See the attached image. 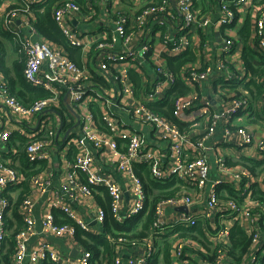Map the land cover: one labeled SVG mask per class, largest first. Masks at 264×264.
I'll return each mask as SVG.
<instances>
[{"label": "built area", "instance_id": "2783aa9c", "mask_svg": "<svg viewBox=\"0 0 264 264\" xmlns=\"http://www.w3.org/2000/svg\"><path fill=\"white\" fill-rule=\"evenodd\" d=\"M47 3L48 0H0L2 29L12 36L17 54L26 57V81L50 93L48 98L26 107L0 82V254L4 239L10 235L4 225L9 213V202L4 193L25 180L11 163L1 159L14 134L9 126L15 120L18 124L28 125L30 130L29 135L22 128L18 129V134L29 138L25 151L29 162L51 161L52 154L46 148L61 143L62 150L58 147L56 152L64 156L63 163L69 172L61 188L47 198V212L41 221L45 237L39 240L36 237L38 222L34 217L35 198L46 191L49 180L41 175L31 178L30 194L19 209L23 227L15 237L12 264H92L90 250L83 249L76 258H65L51 242L49 238H63L76 243L75 227L58 224L54 210L62 211L85 232L93 233L90 223L78 216L74 203L89 206L94 189L103 188L111 199L113 218L119 223L131 221L144 211L147 200L144 183L135 171L136 165H147L153 179L177 177L194 188L192 194L178 193L157 204L153 232L149 237L153 244L147 242L144 254L124 258L122 248L133 243L124 235L112 238L111 244L117 254L112 264H147L153 259L154 242L168 226L175 225L173 231L194 227L198 222L210 221L214 212L220 217V227L212 234L213 239L230 245V228L235 223L240 224L252 237L247 260L241 264H261L264 256L261 218L254 210L259 209L264 215V203L253 200L251 186L258 183L264 192V174L259 181L243 166H228L218 145H208L221 122L229 123L240 111L250 113L251 100L236 91L229 105L216 111L212 101L198 87L210 82L211 87L220 89L234 81L247 83L246 74L253 78L244 62H238L242 60L238 55L241 51L239 46L236 48V39L232 35L240 12L247 14V9L251 10L257 4L252 10L254 38L257 53L264 54V1L219 0L217 9H207L211 11L203 14L201 0H57L51 7L52 20L67 46L82 52L80 65L69 56L66 45L52 43L46 37L37 39L41 32L35 24L36 12L45 11ZM168 25L175 28V33L169 32ZM208 32L225 33L224 43L213 48V43L204 39ZM186 52L193 53L195 58L198 55L197 66H191L184 79L191 90L173 98V115L169 118L151 106L165 104L175 82V74L166 68L167 60ZM214 65L219 76V81L215 82L212 81ZM145 68H149L155 78L150 79ZM235 68L241 71L236 78ZM132 72L142 75V93L139 95L131 78ZM254 80L258 81L256 77ZM261 81L264 87V75ZM259 106L264 115V95L259 99ZM194 112H198L204 123V130H197L196 136L185 132L175 121ZM49 115L58 117L60 123H54ZM72 115L77 117L78 126L72 127ZM196 119L197 116L189 120L196 122ZM63 121L67 125L65 129ZM146 127H151L156 138L168 142L166 155L146 142ZM224 133L229 137L236 134L235 146L246 153L257 151L258 159H264V135L257 136L253 130L244 127L236 131L225 127ZM230 140L225 138L222 143ZM70 149L76 153L68 162L65 155L69 156ZM210 152L215 154L223 180L209 187L211 169L207 154ZM113 167L120 180L108 173ZM82 174L86 180L82 179ZM244 180L246 186L240 197L247 200L243 205L220 198L218 187L223 181L240 185ZM206 187L209 188L208 199L198 214L182 212L174 223L164 219L165 206H191L201 199ZM126 194L129 195L127 204ZM123 210L126 215L122 214ZM105 217V210L100 207L96 222L103 224ZM189 244L192 243L183 239L175 242L173 253L178 264H192L196 259L186 253ZM224 258L225 254L221 253L217 264ZM197 264L208 263L199 260Z\"/></svg>", "mask_w": 264, "mask_h": 264}, {"label": "trees", "instance_id": "16d2710c", "mask_svg": "<svg viewBox=\"0 0 264 264\" xmlns=\"http://www.w3.org/2000/svg\"><path fill=\"white\" fill-rule=\"evenodd\" d=\"M56 1L57 0H48L45 12L38 14L36 26L40 30L41 34L50 41L67 46L65 38L56 27L51 17V7ZM80 1L83 2V0ZM257 1L259 0H255V2ZM241 33L247 37L248 28H242ZM11 38L12 36L5 33L0 26V81L11 95L15 96L24 106L29 107L37 101L48 98L50 93L42 88L33 87L26 81L24 77L26 57L24 55L17 54L16 47L13 43L12 45L10 43L12 42ZM8 44H10L12 52L14 54L16 53L13 59H9L7 52L3 53V49L7 50ZM68 50L70 52L72 51L70 48ZM71 56L73 55L71 54ZM243 58L247 68H249L251 73H253L259 82H262L261 76L264 75V54L258 55V53L254 50L247 49L244 51ZM195 59L196 58L193 53L186 52L180 57L169 60L173 72L178 74L186 63L193 62ZM250 86L251 85L248 84V87ZM256 89L261 91L263 86H257ZM189 92V88H187L183 82L176 81L173 90L169 93V96L165 101V104H161L159 106L152 105L151 107L161 115L171 118L173 115V98L180 95H186ZM98 114L99 111L97 110V115ZM63 123L64 129L67 128L66 122L63 121ZM100 127L103 129V125H100ZM28 143L29 140L27 137L14 133L12 139L7 145L9 148H17L18 153L16 158L13 157L15 162L13 163V166H16V161L19 162V167L16 166L15 168L22 173L25 180L15 189H9L4 193V197L9 202L8 211L10 212V215H6L4 219V225L10 232V235L4 239L3 251L0 254V264L1 262L3 264H12V255L15 253L16 246L15 237L23 227V219L19 213V209L23 200L30 194L29 180L33 176L42 172L46 166L45 162L38 164L31 163L27 160L25 151ZM74 155L71 153L70 158L72 160ZM241 165L256 177L257 169H260L264 165V161L244 159ZM262 170L263 169H261V171ZM135 171L144 183L147 200L144 211L138 215V217L136 216L132 218L131 221L128 219L124 223H119L113 218L110 208V200L107 197V191L103 188L97 189L94 192L98 204L105 210L106 213L105 221L100 226V234L85 232L74 220L67 217L62 211L54 210L56 219L58 216V220L56 221L58 224H69L75 227L76 238L78 241L82 244L83 248H86L93 253L92 264H103L105 260L108 261V264L113 263V259L117 254L111 244L112 238H117L120 235L125 236V234L128 240L148 237L151 225L155 219L157 204L163 199L174 197V195L179 192V189H181V186L186 184L177 177L165 180L153 179L147 165H136ZM245 183L246 181L244 180L242 185ZM226 187L228 189V194L227 197L222 196L224 198L222 200H233L241 205L245 203L244 197H240L233 188H230V186ZM251 189L253 200L264 203V192L259 189L258 184L252 185ZM97 192H100L101 195L97 194ZM254 212L261 218L259 225L262 233L264 231V215L259 209H255ZM144 216H146V219L141 224V231L137 232V229L134 228V226L140 222ZM201 223L203 224V222ZM202 224H197L194 227L188 228L182 227L179 230L173 231L178 233L176 239L173 240L168 239L174 234L171 231L167 235L162 236L165 240L161 242V252H158L155 256H153V260H149L147 264H158L159 256H162L164 264H172L171 252L173 250V243L177 239H183L189 241V243L194 242L205 246V252L195 251L194 249L190 250L188 249L189 245L186 247V253H191V255L196 258L192 264H197L199 260L208 264H217L221 253H226L227 256L235 262L234 264H241L242 258L249 252L252 237L236 223L230 230L231 247L217 245L211 249L210 243L205 236L204 225ZM261 262L264 264V256H262ZM45 264L53 263L46 262Z\"/></svg>", "mask_w": 264, "mask_h": 264}, {"label": "crops", "instance_id": "0c3cea01", "mask_svg": "<svg viewBox=\"0 0 264 264\" xmlns=\"http://www.w3.org/2000/svg\"><path fill=\"white\" fill-rule=\"evenodd\" d=\"M58 1H60V0H58ZM259 1H261V0H259ZM259 1H257V2H259ZM218 2H219V0H201V4L204 7V8H200L201 12L204 14V13H209L211 11V10L207 11V9H217L218 7H216V6H217ZM254 2H255V0H254ZM256 5L252 6L251 10L247 9L248 13L251 11L249 14L247 13L248 15L245 12H243V13L240 12V16L237 14L238 15V21L236 23H238V24L236 25V27H234V29H233L234 31H233V35H232L236 39V44H235L236 48L239 46L240 51H241V54H238V55L241 57L242 60H240L238 62L243 61L246 68H247V65H246L245 60L243 58L244 51H246L247 49H251L257 53V49H258L257 45H256V43H257L256 39L254 38V29H253L254 19L252 16V10L255 9ZM44 12L45 11H42V10L36 12L37 18H35L36 19L35 24L38 21V14H40V13L42 14ZM0 26H1V23H0ZM1 28H2V26H1ZM242 28H248V36L247 37H245L241 33ZM168 30L172 34L175 33V28L170 26V25H168ZM224 36H226L225 33H220V32L210 33V32H208V34L206 36H204V39L206 41H209L210 43L212 42L213 44H211V46L213 48H215V47H218L220 44L224 43V41H223ZM42 37H45V36H43L41 33H39V37L37 39L42 38ZM10 43L12 45V42H10ZM52 43H54V42H52ZM8 46H7V50L3 49V53L7 52L9 59H13V57L15 56L16 53L14 54L12 52L10 44H8ZM68 54H69V56L72 54L73 56H71V58L77 64L80 65V63L82 62V52H80V50H72L71 52L69 51ZM258 55H260V54H258ZM169 59H173V58H169ZM169 59L166 62V68H167V70L173 72ZM80 60H81V62H80ZM197 62H198V55L196 54V59L194 62L186 63L183 66V68L179 71L178 74H175L173 72L175 74V82L172 85L170 91L173 90V87H174L176 81L183 82L185 85L184 79H185V75H186L187 71L189 69H191L192 68L191 66H193L194 64H195L194 67L197 66ZM145 72L147 73V75L150 79L155 78V74L153 72H150L149 68H145ZM239 73H241V71H238L235 68V78ZM251 74L253 76L252 79H251L249 74H248V76H247V74L245 75L246 77H248V80H249L247 83L246 82L245 83H238L239 81L238 82L234 81L230 85L218 89L217 87H211V83L209 82L207 84L204 83L198 87V88H201L202 92L204 94H206L207 97L212 101L216 111H219V110L223 109L224 107H227L230 103L232 95L236 91H238L239 94L250 98V100H251V108H250L249 114L241 113V111H240L235 117L231 118L229 123H226L225 121L221 122L217 128V131H216L214 137H212L208 141V145H213V144L218 145L219 152L225 156V158L227 160V164L230 167L242 166L241 163L243 162L244 159H251L254 161H264V159L263 160L258 159L259 154L257 153V151L250 150L248 153H246L243 151L242 148L235 146L234 143H237L236 134H234L232 137H229V136L225 135V133H224L225 127H229L232 131H236V129L239 127H244L246 129L253 130L257 136L264 135V115H263V112L261 111L260 106H259V99L262 95H264V87H263V89H261V91H258L256 89V87L257 86L262 87L263 83L254 80L255 76L253 75V73H251ZM131 78L135 84V89L137 91V95H139L140 93H142V90H141L142 89V75L140 73H133L132 72ZM212 81L213 82L219 81L218 69L215 65L213 66ZM248 84H250L251 86L248 87ZM246 86H247V88H246ZM190 90L191 89L189 88V91ZM153 105H158V104H153ZM49 116L54 121V123L56 121L58 122V124L60 123V119L58 117H56L55 115H49ZM196 116H197L196 122H191L189 120L190 118H196ZM70 117H71V121L73 123L72 127H75L78 123L77 117H75L74 115H72ZM175 121L185 132H190L192 135H195L197 130H199V131H201L202 129L204 130V128H203L204 123H203L202 119L199 118L198 112H194L191 115L189 114V115L184 116L180 119H175ZM197 123H200V124L198 125ZM9 127L13 130L14 133L18 134V129L22 128L25 131L24 133H27L30 135V130L28 129V125H26L24 123L18 124L14 120V122L10 123ZM144 138L149 145H154V147L156 149H158L161 154L166 155L168 153V151H169L168 142L161 139V138H156L155 132L151 129V127L145 128ZM225 138H230L231 140L226 142V143H222V142H225ZM27 139L29 140L28 137H27ZM62 145L63 144H61V143L59 144V146H57L56 144H53L50 147L46 148V151L50 152L52 154L53 158L51 161H42V162L46 163V166L42 172H40L36 175V176L41 175L42 177H47V179L49 180L46 191L44 193H41V192L38 193L36 198H35L34 217H35V220L38 222V226H37L38 235H36L38 240L42 237H45L44 233L42 232L41 221L45 217L46 212H47V209H46L47 198L49 195H51L52 193H54L55 191H57L61 188V185L64 182L67 173L69 172L67 165L63 163V160L65 159L64 156L61 153L56 152V148H58V147L60 150H62L60 148V147H62ZM17 153H18L17 148L7 147L4 151V153L1 155V159L3 161H6V162L14 165L13 163H15V162L13 160V157L16 158ZM71 153H73V155H74L76 153V151L74 149H72V150L70 149L68 152L69 156L65 155L66 160L68 162H70L72 160L70 158ZM207 157H208V163H209V166L211 169L210 176H209L210 182L208 184V186L210 187L211 185H213L214 182H216L218 180L220 181L221 179L223 180V177L220 175V173L218 171L215 154L210 152L209 154H207ZM42 162L36 161L33 163L39 164ZM15 165L17 167H19V162L16 161ZM261 169H263V170L261 171ZM108 170H109L108 173H111L112 175L117 176V171H116L115 167L109 168ZM263 174H264V165L260 169H257V172H256L257 180L261 181ZM33 177H35V176H33ZM117 178L120 180L119 176H117ZM82 179L86 180L85 176L83 174H82ZM30 180H31V178H30ZM30 180H29V182H30ZM226 186H230V188H233L238 193V195L240 196L242 194L243 190L245 189L244 187L246 186V184L242 185V183H241L240 185H238L237 183L232 182V181H227V182L223 181V184L218 187V192H219V196L221 199H224L222 196L227 197L228 189ZM258 187L260 189V184H258ZM193 188H194L193 186L185 184V185L181 186V189H179V192H177L176 194H178V193L184 194V195L192 194ZM13 189H15V188H13ZM95 190H97V189H94V191H93V199L89 203V206H87V204L80 206L77 203H74V206L78 210V216L83 218L84 220H86L88 223H90V227L92 228L93 233L100 234V232H101L100 226L102 224L96 222L95 217H96L98 209L101 206L98 204V201L96 200V197L94 195ZM97 194H100V192H97ZM201 194H202L201 199L198 200L197 202H195L191 206H188V207L187 206L171 207L168 205L165 206L164 207V209H165L164 219L169 223H174L176 221L175 220L176 216H178L182 212H190V213L195 212V214H198V212L201 209H203L206 205V201H207L208 195H209V188L206 187V189ZM107 197L111 201L110 197L109 196H107ZM128 201H129V195H128V198L125 197V203L126 204L128 203ZM125 209H127V207H125ZM126 213L127 212L125 210L122 211L123 215H126ZM8 215H10V212L7 214V216ZM145 219H146V216H144L142 218V220L134 226V228L137 229V232L141 231V224L145 221ZM56 220H58V216H57ZM131 220H132V218H131ZM206 223H207V225H206ZM206 223L202 224L201 222H198V224L204 225L205 236L207 237V239L210 243V248L212 249L213 247H215L217 245H223V244L219 243L218 241H216L215 239H213V237H212V234H214L217 231V229H219V227H220L219 215H216V213L214 212L212 214L211 220L206 222ZM234 225H232L231 227H233ZM238 225L248 233L246 228H244L240 224H238ZM174 229H175V225H170L167 227L166 230L162 231L163 233L160 236V238L154 242L155 252L153 253V256H155L158 252H161V242H163L165 240V238H163L162 236L167 235L171 231L174 234L172 236H170L168 239H172V240L176 239L177 232L176 233L173 232ZM152 232H153V230H152V225H151V229H150V233H149L148 237L130 240V242H132L133 244L130 246H126V247L122 248V256L124 258H128V257H131V255H136V254L142 255V254H144L146 251L147 242L153 244V242H151L149 240V237L152 234ZM248 235H249V233H248ZM125 236H126V234H125ZM49 239L51 240L52 243L55 244V246L59 249L61 255L65 258L66 257L76 258L79 256L80 252L83 249H86V248H83L82 244L78 241L77 238L75 239L76 243H73L72 242L73 240L68 241L67 239H63V238H61V239L49 238ZM151 239H154V237H152ZM177 240H175V242ZM33 241L35 242L36 238H34ZM175 242L173 243V247H174ZM35 243H37V242H35ZM229 243H230V245H227V246L231 247L230 238H229ZM261 244L264 245V231L262 232ZM204 247H205L204 245L196 244L193 242L192 244H189L188 249H190V250L194 249L195 251L205 252ZM75 250L78 251L77 256L73 255V251H75ZM224 254H225V258L223 259V261H221L220 264H234L235 263L231 258H229L227 256L226 253H224ZM190 255H191V253H190ZM247 255H248V253H246L244 255L241 263H243L247 260ZM171 257H172V264H178L176 258L174 257L173 250L171 252ZM107 262L108 261L105 260L103 264H108ZM1 264H3V263L1 262ZM158 264H164V260H163L162 256H159V263ZM261 264H263V263L261 262Z\"/></svg>", "mask_w": 264, "mask_h": 264}, {"label": "water", "instance_id": "95a60500", "mask_svg": "<svg viewBox=\"0 0 264 264\" xmlns=\"http://www.w3.org/2000/svg\"><path fill=\"white\" fill-rule=\"evenodd\" d=\"M78 124H79V123H77V125H76V126H78ZM126 197L128 198V195H126ZM77 253H78V251H77V250L73 251V255H74V256H77Z\"/></svg>", "mask_w": 264, "mask_h": 264}, {"label": "rangeland", "instance_id": "374dc122", "mask_svg": "<svg viewBox=\"0 0 264 264\" xmlns=\"http://www.w3.org/2000/svg\"><path fill=\"white\" fill-rule=\"evenodd\" d=\"M9 47V46H8ZM108 263V262H107Z\"/></svg>", "mask_w": 264, "mask_h": 264}]
</instances>
